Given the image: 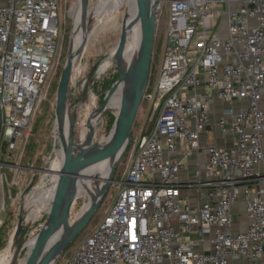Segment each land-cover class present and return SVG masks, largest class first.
I'll use <instances>...</instances> for the list:
<instances>
[{
	"label": "built area",
	"instance_id": "obj_1",
	"mask_svg": "<svg viewBox=\"0 0 264 264\" xmlns=\"http://www.w3.org/2000/svg\"><path fill=\"white\" fill-rule=\"evenodd\" d=\"M62 2L0 0V214L56 72ZM155 36L161 61L142 96L152 126L62 264H264V0H157ZM193 152L204 167L181 180Z\"/></svg>",
	"mask_w": 264,
	"mask_h": 264
},
{
	"label": "rangeland",
	"instance_id": "obj_2",
	"mask_svg": "<svg viewBox=\"0 0 264 264\" xmlns=\"http://www.w3.org/2000/svg\"><path fill=\"white\" fill-rule=\"evenodd\" d=\"M64 1L66 4H64ZM74 0H63L61 10V33L58 42V65L48 97L36 109L31 120V132L26 140L17 146V165L20 166L18 172L6 171V182L3 188V208L0 214V253L5 249L14 229L21 219L22 233L18 240L14 242L15 250L18 249L17 259H22L26 255V248L19 250L21 245L33 239L37 235L46 211L39 212L34 218L24 221L26 216L33 210L36 212V205L32 202L43 188L54 183L53 175L46 171L50 167L48 160L58 144L55 140L54 129V95L55 89L61 74V70L70 53L72 35L74 27V11L70 14L69 9ZM91 32L82 30L79 23V13L74 17L77 21V35L80 36V43L87 41V47L79 63L78 68H74L72 80L70 82V94L68 100L69 114H75V126L73 128V138L78 137L83 123H87L89 115L102 108L107 102V93L117 83L118 70L122 78L126 75V66L118 61L114 62L103 74H97V69L107 58H117L119 56L128 58L127 54L116 47L120 36V26L123 19L126 0H90ZM80 45V44H79ZM114 46V47H113ZM163 40L154 38L152 59L147 84L151 86L156 78L161 61ZM79 49V48H78ZM78 52V51H77ZM77 55V54H76ZM140 107L134 119L130 133L129 146L122 159L115 165L112 171L111 180L106 192L90 220L79 232V234L66 247L64 252L54 264H62L71 255L82 240L99 224L105 212L114 200L119 182L124 176L128 163L133 153L134 137L138 135L140 128L147 130L149 125L146 119L148 114V102L141 101ZM79 104L77 112L74 108ZM119 111L110 109L104 113V118L97 126L92 145H98L100 138L110 129L114 118ZM78 150L81 151L79 148ZM44 166V169H41ZM87 195H80L75 202L70 204L69 220L88 201ZM32 209V210H31ZM24 250V251H23ZM34 250L31 249L29 254ZM28 254V255H29Z\"/></svg>",
	"mask_w": 264,
	"mask_h": 264
},
{
	"label": "water",
	"instance_id": "obj_3",
	"mask_svg": "<svg viewBox=\"0 0 264 264\" xmlns=\"http://www.w3.org/2000/svg\"><path fill=\"white\" fill-rule=\"evenodd\" d=\"M157 0H135V6L142 35L141 49L135 61L134 74L131 81V101L127 105H122L117 116L114 118L110 129L106 135L112 132L108 145H93L78 150L73 142V128L75 126V114H69L68 91L69 83L72 79V71L78 68L79 63L87 47V41H81L75 61H69L70 53L63 65L54 95V129L57 127L60 133L61 144L59 147L64 151L62 167L59 171L55 190L44 216L43 222L37 233L38 247L41 249V256L36 257L31 264H54L69 243L79 234L92 214L98 208L109 182L115 165L122 159L128 149L130 133L134 119L142 103L143 92L146 88L152 59L154 37H155V7ZM77 10L79 13L80 27L84 32H91V20L89 19V0H78ZM126 39V31L120 33L116 47H120ZM114 47V46H113ZM73 67V68H72ZM122 75L118 70V83ZM79 104L75 106L77 112ZM67 127V142L64 139L63 129ZM111 149V154L116 157L108 182L104 186L101 194L96 198L91 208L83 215L74 228L69 224L70 201L69 194L76 182V176L86 167L95 157L106 149ZM44 169V166L41 168ZM22 233V221H18L13 239L16 242Z\"/></svg>",
	"mask_w": 264,
	"mask_h": 264
},
{
	"label": "bare ground",
	"instance_id": "obj_4",
	"mask_svg": "<svg viewBox=\"0 0 264 264\" xmlns=\"http://www.w3.org/2000/svg\"><path fill=\"white\" fill-rule=\"evenodd\" d=\"M124 7L123 19L121 21L120 33L126 31V39L124 43L120 46L121 50L127 54L128 58L115 57L107 58L97 69V74H103L114 62L118 61L126 66V75L107 93L106 104L92 112L87 119V123H83L80 129V134L78 137L73 138L74 145L77 149L83 150L86 147L93 146L92 142L94 135L101 120L104 118V113L110 109L119 111L122 105H127L132 102V92H131V81L134 74L135 61L139 55L141 49L142 35L139 26V19L137 16L135 0H126ZM78 10H74V17H77ZM74 27L72 35L71 53L69 61L73 63L76 58V54L80 44V36L77 35V21L74 18ZM73 68V67H72ZM74 69L72 71L73 76ZM122 75V74H121ZM71 82V81H70ZM70 85V83H69ZM118 114V113H117ZM117 116V115H116ZM115 116V117H116ZM101 124V123H100ZM98 130V129H97ZM64 139L67 142V127L64 126L63 129ZM112 132L109 134H104L99 142V146L108 145V141ZM55 140L58 144V148L52 151L49 157L48 163L50 167L46 169L47 172L53 175L54 183L51 186L45 187L38 194V196L33 200L32 204L36 205V212L33 210L28 216H26L24 221L34 218L37 213L47 211L49 201L51 200L55 185L57 184L59 171L62 167V162L64 158V151L59 147L61 144L60 133L55 127ZM108 143V144H107ZM111 149H106L104 152L100 153L95 157L86 167H84L80 173L76 176V182L69 194L70 204L75 202L80 195H87L89 197L88 201L83 204L81 209L75 214L74 218L69 220L71 228H74L78 221L83 217V215L91 208L96 198L101 194L104 186L108 182L111 167L114 164L116 157L111 154ZM106 192V191H105ZM32 210V209H31ZM42 216V215H41ZM14 239L11 236L5 249L0 253V264H31L36 257H40L41 249L38 247L37 235L26 244L24 242L20 249L26 248V255L22 259H17L18 249L14 248ZM33 249L34 251L29 254V251ZM24 251V250H23ZM29 254V255H28Z\"/></svg>",
	"mask_w": 264,
	"mask_h": 264
},
{
	"label": "crops",
	"instance_id": "obj_5",
	"mask_svg": "<svg viewBox=\"0 0 264 264\" xmlns=\"http://www.w3.org/2000/svg\"><path fill=\"white\" fill-rule=\"evenodd\" d=\"M221 105V103L218 102V106ZM206 161V154L204 152L198 153H191V155L188 156V167L187 169H183L179 172V176L181 180H186L189 177H192V173L194 169L197 167V162H199L200 168L202 169L204 167V163Z\"/></svg>",
	"mask_w": 264,
	"mask_h": 264
},
{
	"label": "trees",
	"instance_id": "obj_6",
	"mask_svg": "<svg viewBox=\"0 0 264 264\" xmlns=\"http://www.w3.org/2000/svg\"><path fill=\"white\" fill-rule=\"evenodd\" d=\"M77 27H78V25H77Z\"/></svg>",
	"mask_w": 264,
	"mask_h": 264
}]
</instances>
